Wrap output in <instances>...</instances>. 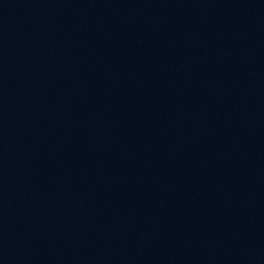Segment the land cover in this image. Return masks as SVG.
I'll use <instances>...</instances> for the list:
<instances>
[{
    "label": "water",
    "instance_id": "95a60500",
    "mask_svg": "<svg viewBox=\"0 0 264 264\" xmlns=\"http://www.w3.org/2000/svg\"><path fill=\"white\" fill-rule=\"evenodd\" d=\"M0 47L264 157V0H0Z\"/></svg>",
    "mask_w": 264,
    "mask_h": 264
}]
</instances>
